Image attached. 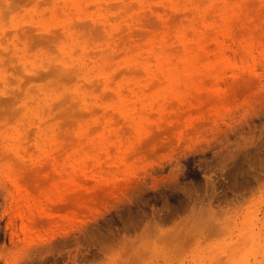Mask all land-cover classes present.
Wrapping results in <instances>:
<instances>
[{"label": "rangeland", "instance_id": "374dc122", "mask_svg": "<svg viewBox=\"0 0 264 264\" xmlns=\"http://www.w3.org/2000/svg\"><path fill=\"white\" fill-rule=\"evenodd\" d=\"M0 264H264V0H0Z\"/></svg>", "mask_w": 264, "mask_h": 264}, {"label": "bare ground", "instance_id": "6f19581e", "mask_svg": "<svg viewBox=\"0 0 264 264\" xmlns=\"http://www.w3.org/2000/svg\"><path fill=\"white\" fill-rule=\"evenodd\" d=\"M228 36V34H226ZM226 43H225V40L223 41V43H221V48L222 50L219 52V53H216L215 54V59L211 61H207L206 59H204V57L200 54V55H197V54H193L192 52L189 51L188 54H186V56H183L182 60L184 63H186V66H187V71L186 73L187 74H191L194 70V68L198 67V66H204L206 69L209 70V73L212 72V66L216 63H225V62H228V61H231V58L229 55H227V52H226ZM236 59H234L235 61ZM212 62V64H211ZM163 66V65H162ZM173 69V68H171ZM167 75V74H166ZM171 75H167V78L170 80V84H169V87L170 89H174L176 86H175V79L170 77ZM133 92L138 96L140 97L141 94H144L146 95L145 93H143V91H134Z\"/></svg>", "mask_w": 264, "mask_h": 264}]
</instances>
